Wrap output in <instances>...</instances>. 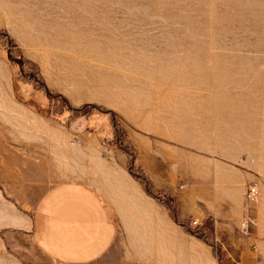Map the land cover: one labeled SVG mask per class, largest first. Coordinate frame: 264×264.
Segmentation results:
<instances>
[{
  "label": "rangeland",
  "instance_id": "obj_1",
  "mask_svg": "<svg viewBox=\"0 0 264 264\" xmlns=\"http://www.w3.org/2000/svg\"><path fill=\"white\" fill-rule=\"evenodd\" d=\"M263 45L264 0H0V264H58L18 227L66 158L17 115L59 127L82 165L128 171L157 204L144 238L93 264H264ZM224 184L238 206L224 208Z\"/></svg>",
  "mask_w": 264,
  "mask_h": 264
},
{
  "label": "crops",
  "instance_id": "obj_2",
  "mask_svg": "<svg viewBox=\"0 0 264 264\" xmlns=\"http://www.w3.org/2000/svg\"><path fill=\"white\" fill-rule=\"evenodd\" d=\"M19 111L23 109L20 107ZM27 120L17 115V127L22 135L35 141L46 139L52 155L67 159L65 153L71 152L77 156L71 157L72 162L57 159L56 165H50L52 179L59 178L55 173H63L59 182L49 187L18 227L31 234L34 244L47 258L58 264H93L114 246L134 243L135 236L144 238L146 229L154 227L157 204L131 179L130 173L113 169L98 174L97 168L103 167L82 165L81 153L66 148V135L59 127L38 117H32V123ZM181 161L198 166L184 157ZM220 174L223 181H234L224 172ZM224 185V208L238 206L240 203H231L229 199L231 193L235 196L239 193L229 189L231 184Z\"/></svg>",
  "mask_w": 264,
  "mask_h": 264
},
{
  "label": "trees",
  "instance_id": "obj_3",
  "mask_svg": "<svg viewBox=\"0 0 264 264\" xmlns=\"http://www.w3.org/2000/svg\"><path fill=\"white\" fill-rule=\"evenodd\" d=\"M6 37V36H5ZM6 42L7 44L11 45V41L7 39L6 37ZM8 58L10 59V61L13 63V64H16L18 65L19 67V71L20 73H23L25 71V67H26V60L23 59L22 57H18V58H15L12 56V54L8 53ZM26 73V72H25ZM25 79L29 82H35V85L37 86V88H39L42 92H44L48 98L50 99H53L51 97V94L50 92L47 90V88L45 87L44 83H42L38 78H37V75L34 73V72H30L28 70V73H27V77L25 76ZM37 83V84H36ZM62 97V96H61ZM59 97V98H61ZM63 98V97H62ZM61 98V99H62ZM64 100V99H63ZM65 101V100H64ZM131 174H133L137 179H140V180H144L145 179V176L140 174V173H136L134 170H132L131 168L129 169ZM146 189V188H145ZM146 191L151 195V190L150 189H146ZM154 197L156 196L155 194H152Z\"/></svg>",
  "mask_w": 264,
  "mask_h": 264
},
{
  "label": "bare ground",
  "instance_id": "obj_4",
  "mask_svg": "<svg viewBox=\"0 0 264 264\" xmlns=\"http://www.w3.org/2000/svg\"><path fill=\"white\" fill-rule=\"evenodd\" d=\"M244 38H245V37H244ZM245 39H246V38H245ZM261 46H262V45H261ZM263 47H264V45H263ZM263 47H262V49H263ZM257 49H258V50H261L260 47H257ZM263 50H264V49H263ZM263 50H261V51H263ZM225 53H226V52H225ZM238 54H239V53H237V56L240 57V55H238ZM228 55H230V54L227 53L226 55H224V56H225L224 59H227L226 57H228ZM231 55H232V54H231ZM231 55H230V58H231ZM234 56H235V54H234ZM239 57H238V58H239ZM234 58H236V57H234ZM238 58H237V59H238ZM237 59H236V60H237ZM239 59H240V58H239ZM234 60H235V59H234ZM235 65H236V64H231V67H232L233 69L237 68ZM261 81H264V78H259V77H258V84H262V83H260ZM249 95H250V93H249ZM249 97H250V96H246V97L243 98V100H244V101H248V102H252V98H249ZM253 99H254V98H253ZM233 100H235V99H233ZM258 100H259V98H258Z\"/></svg>",
  "mask_w": 264,
  "mask_h": 264
},
{
  "label": "built area",
  "instance_id": "obj_5",
  "mask_svg": "<svg viewBox=\"0 0 264 264\" xmlns=\"http://www.w3.org/2000/svg\"><path fill=\"white\" fill-rule=\"evenodd\" d=\"M248 192L250 195L254 194L256 192V187L254 185H251L248 189Z\"/></svg>",
  "mask_w": 264,
  "mask_h": 264
}]
</instances>
